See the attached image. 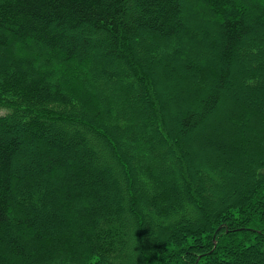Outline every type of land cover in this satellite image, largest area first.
<instances>
[{
    "label": "trees",
    "instance_id": "trees-1",
    "mask_svg": "<svg viewBox=\"0 0 264 264\" xmlns=\"http://www.w3.org/2000/svg\"><path fill=\"white\" fill-rule=\"evenodd\" d=\"M0 110V264H264V0H0Z\"/></svg>",
    "mask_w": 264,
    "mask_h": 264
},
{
    "label": "rangeland",
    "instance_id": "rangeland-1",
    "mask_svg": "<svg viewBox=\"0 0 264 264\" xmlns=\"http://www.w3.org/2000/svg\"><path fill=\"white\" fill-rule=\"evenodd\" d=\"M72 92L78 94V92H76L75 90L72 91ZM0 113H1V110H0ZM190 147H191V146H189V149H190ZM210 153H212V152H210ZM213 158H214V156H213ZM167 166H168V165L165 164V165L163 166L162 170H165Z\"/></svg>",
    "mask_w": 264,
    "mask_h": 264
}]
</instances>
